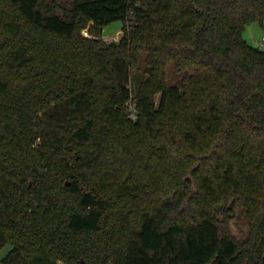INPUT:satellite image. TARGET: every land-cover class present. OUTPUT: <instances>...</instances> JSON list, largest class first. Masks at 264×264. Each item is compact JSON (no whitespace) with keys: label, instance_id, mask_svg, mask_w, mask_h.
Masks as SVG:
<instances>
[{"label":"trees","instance_id":"trees-1","mask_svg":"<svg viewBox=\"0 0 264 264\" xmlns=\"http://www.w3.org/2000/svg\"><path fill=\"white\" fill-rule=\"evenodd\" d=\"M255 21L264 0H0V264H264Z\"/></svg>","mask_w":264,"mask_h":264},{"label":"rangeland","instance_id":"rangeland-1","mask_svg":"<svg viewBox=\"0 0 264 264\" xmlns=\"http://www.w3.org/2000/svg\"><path fill=\"white\" fill-rule=\"evenodd\" d=\"M82 31L85 35H89L88 28H84ZM121 33L123 35V21L116 20L108 25H105L102 30V37L107 41H113L114 39H118ZM142 74L143 68H140V70L132 77V83H137ZM229 227L233 234H235L238 238H243L248 231L247 225L244 224L238 217L230 218ZM10 248V244H5L4 246L0 247V260L7 254Z\"/></svg>","mask_w":264,"mask_h":264},{"label":"crops","instance_id":"crops-1","mask_svg":"<svg viewBox=\"0 0 264 264\" xmlns=\"http://www.w3.org/2000/svg\"><path fill=\"white\" fill-rule=\"evenodd\" d=\"M244 37L251 44L264 49V22L255 21L250 23L244 31Z\"/></svg>","mask_w":264,"mask_h":264},{"label":"water","instance_id":"water-1","mask_svg":"<svg viewBox=\"0 0 264 264\" xmlns=\"http://www.w3.org/2000/svg\"><path fill=\"white\" fill-rule=\"evenodd\" d=\"M121 37H122V33L119 35V38H118V39H114L113 41H114L115 43H119Z\"/></svg>","mask_w":264,"mask_h":264}]
</instances>
